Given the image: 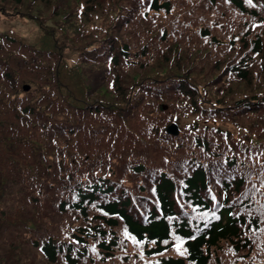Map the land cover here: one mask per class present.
<instances>
[{
	"label": "trees",
	"instance_id": "1",
	"mask_svg": "<svg viewBox=\"0 0 264 264\" xmlns=\"http://www.w3.org/2000/svg\"><path fill=\"white\" fill-rule=\"evenodd\" d=\"M0 13V264H264V0Z\"/></svg>",
	"mask_w": 264,
	"mask_h": 264
},
{
	"label": "rangeland",
	"instance_id": "2",
	"mask_svg": "<svg viewBox=\"0 0 264 264\" xmlns=\"http://www.w3.org/2000/svg\"><path fill=\"white\" fill-rule=\"evenodd\" d=\"M0 31L30 41H36L40 34V29L33 20L2 13H0Z\"/></svg>",
	"mask_w": 264,
	"mask_h": 264
},
{
	"label": "water",
	"instance_id": "3",
	"mask_svg": "<svg viewBox=\"0 0 264 264\" xmlns=\"http://www.w3.org/2000/svg\"><path fill=\"white\" fill-rule=\"evenodd\" d=\"M169 131L173 134L177 133L175 126H171V129H169Z\"/></svg>",
	"mask_w": 264,
	"mask_h": 264
}]
</instances>
